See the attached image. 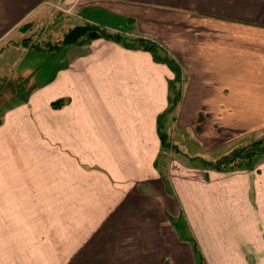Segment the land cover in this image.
<instances>
[{"label":"crops","instance_id":"obj_1","mask_svg":"<svg viewBox=\"0 0 264 264\" xmlns=\"http://www.w3.org/2000/svg\"><path fill=\"white\" fill-rule=\"evenodd\" d=\"M44 1L0 0V21ZM67 7L69 29L154 41L178 68L175 105L173 71L143 48L68 46L0 127V264H264V153L234 170L169 166L160 139L194 164L264 138V0Z\"/></svg>","mask_w":264,"mask_h":264},{"label":"rangeland","instance_id":"obj_2","mask_svg":"<svg viewBox=\"0 0 264 264\" xmlns=\"http://www.w3.org/2000/svg\"><path fill=\"white\" fill-rule=\"evenodd\" d=\"M47 1L38 4L41 6L45 3L41 6L42 10L40 12L37 10L30 16L27 14L18 21L15 20L16 18H12L10 22L0 21L1 28L8 27L7 32L5 31L0 35V127L4 123L5 115L8 116L10 114V116H13L12 114L15 112V109L20 107V103L24 101L29 102L31 88L40 81L42 76L52 70L53 66L57 63L58 57L68 48V46L61 45L64 35L69 30L66 14L69 11L67 0ZM25 10L27 9L25 8ZM87 23L93 24L91 22ZM122 42L126 46L140 48L138 40L122 38ZM158 49L159 46L156 47L154 45L155 53L161 58L165 57L162 51ZM174 83L175 81H171L169 85ZM172 92L173 95H169V109L167 111H170V107L175 105L176 90L173 91L171 89ZM56 101H59V104L54 108H60L65 104L62 100ZM171 119V115H165L161 119L163 125L167 128L168 134ZM10 133L11 131L6 130V132L1 134L0 145L8 138ZM160 135L166 138L163 141L160 136L163 146L167 150L165 157H167L169 166H175V161L177 160L179 164L189 167H192V165L215 167L213 163H208L204 160L193 164V161L186 156L182 157L176 153L173 155V152L171 153L170 139L167 140L169 137L162 133ZM57 145H59L58 149L63 155V142ZM41 166L42 163L40 164ZM236 168H240L239 165ZM236 168H232V170ZM60 171L63 173V167H61ZM184 171L190 173L186 169ZM41 178H43L42 175ZM57 181L59 182L55 177V183ZM60 182L62 183V179ZM199 264H202V260L199 261Z\"/></svg>","mask_w":264,"mask_h":264},{"label":"trees","instance_id":"obj_3","mask_svg":"<svg viewBox=\"0 0 264 264\" xmlns=\"http://www.w3.org/2000/svg\"><path fill=\"white\" fill-rule=\"evenodd\" d=\"M96 38H105V39H112L116 41L117 43H122L124 46L125 43L122 42L121 35L112 33L109 31H106L103 27L98 25H93L90 23H84L81 25H77L69 29L66 34L64 35V38L62 40L61 45L63 46H71V45H82V44H88L93 39ZM140 43V47L143 48L145 51H148L151 53L153 60L155 61H163L166 63L169 68L174 73V78L169 80L175 81L178 80V68L176 64L172 62L171 59L160 57L158 54L154 51V45L156 47L158 46L154 41L146 38L137 39ZM130 47V46H126ZM153 47V48H152ZM170 90L173 89V91L176 89V84L169 85ZM176 96V95H175ZM176 100V99H175ZM59 101L52 102L51 106L57 107V104ZM161 139L164 141V136L160 135ZM264 153V138L262 140L250 142L242 147H239L235 150H233L230 154L227 156L215 161L213 163V166H215V169L218 170H231L232 168H236V166L240 165H249L250 160L256 156L257 154Z\"/></svg>","mask_w":264,"mask_h":264}]
</instances>
